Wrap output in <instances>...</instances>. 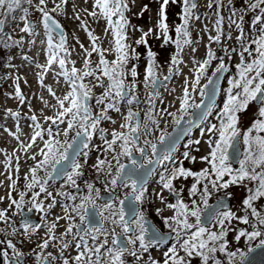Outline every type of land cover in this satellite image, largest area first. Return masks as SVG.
Segmentation results:
<instances>
[{"label": "snow or ice", "instance_id": "1", "mask_svg": "<svg viewBox=\"0 0 264 264\" xmlns=\"http://www.w3.org/2000/svg\"><path fill=\"white\" fill-rule=\"evenodd\" d=\"M67 2L68 0H60V3H56L52 0L54 6L49 8V0H38L35 4L33 0H0V50L23 44V36L14 39L12 34L5 31L9 19L15 21L18 18L22 22L19 31L30 37L39 35L35 29L37 25L42 26L45 37L42 43L46 45L47 57L45 63L35 65L40 69V83L44 85L45 75L58 64L59 71L56 75L63 79L68 89L60 97L51 87L47 88L56 103L49 105L48 101H44L45 107L54 109L53 115L42 114L45 124H41L36 115L28 117L32 122L30 127L33 134L30 142L22 143L20 147L28 152L35 145L42 158L37 161V155L31 156L37 162L30 168L29 174L25 175L24 190L18 192V198L12 196V192L16 191L17 181L11 176L7 177L11 191L6 197L0 196V202L5 199L9 201L6 208L0 209V223L5 225L0 227V264H28L29 259H32L17 246L16 238H19L21 244L24 240L30 241L41 224H34L30 217L20 221L13 219L17 214L23 217L21 210L29 193V211L35 209L44 213L40 219L46 226L42 242L36 243L32 249L34 264H127L128 256L140 260L142 253L161 245H168L163 252L162 264H193L194 260L196 264H225V258L226 264H248L250 254L257 253L258 249L260 252L251 257V264H264V0H245V11L253 13L251 33L244 30L245 15L238 14L235 8L230 10L229 28L234 25L238 30L236 40L241 51L240 62L236 65L237 76L228 80L229 87L222 107L217 104L216 94L220 79L218 74L226 70V63L208 47L206 58L202 62L194 61L197 67L191 89L192 92L198 90L201 99L198 103L195 102L185 86L177 112L156 107L155 101L160 93L155 88L158 82L162 84L157 73V54L151 48H146L147 62L142 81L138 79L136 65L131 63L139 60L140 54L127 43V32L132 27L126 15L129 0H94L93 10H84L96 20L104 19L105 34L111 36L108 48L98 44L99 37L89 30L86 20H80L78 14L74 17L80 21L79 27L87 33L91 45L89 50L80 44L86 56L83 69L75 67V61L70 62V68L66 67L70 52L66 46L63 25L54 14L63 15L62 5ZM157 3L159 7L154 27L144 31L135 44L147 46V38L150 36L162 40V46L174 43L176 52L171 56L170 63L175 66L182 63L179 56L184 46L193 43L189 27L190 21L200 19L196 14L198 3L197 0H157ZM170 3L178 4L181 8V23L172 26L175 40L169 35L167 10ZM228 4L231 5L232 0H228ZM214 5L217 9L214 13L217 35L209 36V41L219 44L223 34L221 26L224 17L219 11L223 7V0H209L207 7L211 9ZM147 10L148 6L143 5L139 14L142 15ZM33 12L38 13L35 23L31 19ZM228 39H231V35ZM30 42L35 43V40ZM192 51L195 52L196 49L193 48ZM93 53L98 56L94 67V62L90 59ZM106 53H112L114 58L107 59ZM24 59L29 58L25 56ZM217 59L218 66L211 76L206 77L209 66ZM168 72L169 75L163 77L164 81L174 74V68L169 67ZM205 77L207 83L201 86V79ZM141 84L147 92L145 103L149 105L143 109L138 95ZM97 87L102 89L99 95L93 91ZM15 96L21 104L25 102L19 84L16 86ZM92 101L95 102V110ZM253 103L256 105L253 120L242 129L240 114L250 111ZM122 106L126 108V113L121 112ZM189 109L199 111L195 113L194 119H188V127H180L185 117L192 116ZM110 110L120 113L123 122L119 124V130L111 131V138L108 139L100 125L102 121L109 120L116 123L109 115ZM8 115L18 120L21 114L9 110ZM167 116L172 117V124L179 129L175 135L166 130L167 125L164 129L160 127ZM213 116L217 123L210 122L209 118ZM61 125L64 127L61 128ZM193 127L199 128L201 135L211 134L207 141V155L199 157L207 166L199 171L186 167L184 161L193 164L197 162V157L190 154L191 145H199L201 140H188L184 144L186 150L179 158L176 155L177 145L191 135ZM157 131L160 132L156 137L157 142H152L148 137L155 135ZM73 132L74 135H70ZM97 133L106 145L104 151L111 153V159L98 158L93 167L98 176L101 173L105 176L106 187L110 185L112 189L119 187L126 190L123 198L110 197L115 202L101 207L96 204L100 190L94 188L92 183L86 185L88 195L80 196L79 203H75L77 196L70 191L61 190L53 195L49 191V181L59 177L64 178L65 185L79 192L77 178L82 175L83 167L80 158L84 157V163L87 162L88 151L85 150L89 149L93 136ZM38 139L42 141L43 147H39ZM135 153L140 154L142 162L135 157ZM10 159H6V167ZM124 159L128 163H124ZM16 171H19L18 166ZM41 171L43 176L38 175ZM153 177H158L161 186V192L156 193L161 202L164 203L163 190H167L176 200L175 203H167V207L174 210L171 216H163L161 209H156L164 227L168 229L167 232H161L152 225L141 210L147 199L149 179ZM189 178L193 180L187 189L191 199L185 202L181 196L184 189L177 188L174 182ZM232 186L245 189L240 209L243 215L238 216L223 199H218L214 205L209 203L214 193ZM225 195L229 193L226 192ZM57 197L62 199L58 201ZM45 200L49 201L46 205ZM57 205L61 206L63 215H56L53 220L48 221L47 216ZM13 208L15 211H11ZM97 208L100 209L99 212L93 211ZM105 211L109 213L107 216L104 215ZM60 220H65L67 224L65 230L57 236ZM233 220L248 226V229H241L234 235L236 242L246 239V251L239 247L235 250L229 247L230 240L227 237L232 230L228 225ZM105 221L114 225L111 231L104 227ZM117 228L120 229L119 233ZM253 241L258 243L253 245ZM53 247L58 249L56 253L49 250ZM70 248L75 249L74 256H66V250ZM151 264L161 262L151 260Z\"/></svg>", "mask_w": 264, "mask_h": 264}, {"label": "rangeland", "instance_id": "2", "mask_svg": "<svg viewBox=\"0 0 264 264\" xmlns=\"http://www.w3.org/2000/svg\"><path fill=\"white\" fill-rule=\"evenodd\" d=\"M232 1L234 4L228 6V0H223V7L219 10L220 15L224 17V21L221 26L223 30L221 42L217 44L210 43L209 41V36L217 35L214 27L216 20V16L214 13L217 10L216 6L214 5L213 8L210 9L207 7L209 0H197L198 8L196 10V14L200 16V19H193L192 21H190L189 27V30L191 32L190 38L192 39L193 43L190 46H184V49L179 56V59L182 61V63L173 66L170 63V58L172 55H175L176 52V46L174 43L170 42L168 45L162 46V40H157L155 39V37L150 36L147 38V46L135 44V41L141 37L144 31H147L149 28L154 27L157 19L156 13L159 7L157 0H129V11L126 12V15L128 16L132 27L129 28L127 32V43L135 48L136 52L140 54L139 60L131 62L137 67L138 79L142 81L143 75L145 73L147 62L146 48H151V50L157 54L156 62L159 65V67L157 68V73L160 78L169 75V67L174 68V74L171 75L170 83L162 91L161 97H158L155 101L157 109L166 108L168 112H177V109L179 108V101L183 96V88L185 86L188 87L189 92L191 93L192 98L195 100V102L198 103L200 101L201 97L199 95V91L197 90L196 92H192L191 89V84L195 79V69L197 67L194 61L202 62V60L206 58L208 47H211V50L216 54L218 58H223L225 63L229 67L226 81L222 86L221 99L217 103L220 107H222V101L226 99V89L229 87L228 80L237 76L238 70L236 68V65L240 62L239 52L241 51L240 44L236 40L238 30L234 25L229 28L228 17L231 14L230 10L232 8H235L238 14L243 13L245 15V22L243 24L245 32L251 33L253 31L250 27V21L253 17V13L245 11V0ZM37 2L38 0H33V4ZM55 2L60 3V0H55ZM93 3L94 0H68L66 4L62 5V7L64 8V14H54L63 25L66 36V46L69 48L70 52V55L68 56L69 63L66 64V67L70 68L72 66L70 62L75 61L74 66L78 69H83V60L86 58V56L84 53V49L80 48V44L82 43L85 49L90 50L91 41L87 38V33L81 27H79L80 21L74 18L77 14L80 16V20L87 21L89 30L93 31V34L99 37L98 44L103 48L109 47V40L111 39V36L105 34L106 23L104 19L101 18L99 20H96L90 17L87 12L84 11L85 9H88L89 11L93 10ZM143 5H147L148 10L140 15L139 13L141 12V8ZM25 6L27 7V5ZM53 6L54 4L52 3V0H49L48 7L51 8ZM31 11L32 10L30 9V12ZM167 11L169 17L168 23L170 25L169 35L172 37V40H175V32L172 26L181 23L179 19L181 8L178 4L170 3ZM18 16L19 13H17V17ZM37 16L38 13L34 12L31 15V19L34 23ZM19 27H22V22H20L18 18L15 21L9 19V21L5 25V31L12 34L14 39H18L23 36V44L17 47L0 50V196L6 197L7 193L11 191L10 181L7 179L8 176H11L12 179H15L17 181L16 191L12 192L13 198H18V192L24 190L23 186L26 182L24 180L25 175H28L30 168L33 167L35 163L42 158L38 155V147L33 146V148L29 149L28 152H24L20 147L22 143H29L30 137L33 134V129L32 127H30V124L32 122L28 119V117H30L31 115H36L39 118V122L41 124H45V121L42 119V114L44 116L53 115L54 109H52L51 107H45L44 101H48L49 105L56 103L55 98L48 92L47 88L51 87L56 95L60 97H62L68 90L67 85L63 82V79L56 75V73L59 71L58 64L54 65L52 70H50L48 74L45 75L44 85H41L40 83V80L38 78L40 69H37L35 65L45 63L47 57L46 45L42 43V41L45 40L42 26H36L35 30L37 33H39V35L35 37H30L25 33H21L19 31ZM229 35H231V39H228ZM31 40H35V43H31ZM193 48L196 49L195 52L192 51ZM233 49L235 51H233ZM61 55L63 56V53H61ZM105 55L109 60L114 58L112 53H106ZM25 56H27L29 59L25 60ZM90 59L94 62V67L95 62H98L97 54L93 53ZM217 60H214L209 66L206 77L211 76L212 72L218 66L219 61ZM206 77L201 79V86L207 83ZM185 81H187V84H185ZM17 84H19L21 93L25 97V102L23 104H21L18 98H16L15 96V89ZM93 91L96 95H99L102 89L97 87L94 88ZM138 95L141 99L140 107L142 109L147 108L149 106L147 103H145L147 99V92L142 84L138 87ZM160 101H162V103ZM92 105L95 110L96 106L94 101H92ZM9 110L20 112L21 115L19 119L17 120L10 117L8 115ZM255 111L256 105L255 103H253L250 105V111L240 114V126L242 129L251 124ZM121 112L126 113V108L122 106ZM109 115L112 117V120L116 121V123L113 124L112 121L109 120L102 121L100 125V128L105 130V137H107L108 139L111 138V131L114 129L119 130V124L123 122V118L120 113H116L110 110ZM164 115H166V113ZM141 116H143V112L141 113ZM25 120H27L26 125H21ZM209 120L211 123H217V120L214 116L210 117ZM169 122L172 123L171 116H167L166 122H163L161 126H165ZM60 127L63 128L64 125H61ZM201 127H204V125H202ZM159 134L160 132L157 131L155 135L149 136L148 139L152 140V142H157L156 137L159 136ZM17 135H21V137H18ZM70 135H74V132L70 133ZM210 135L211 134L208 133L201 135V131L199 130L195 134L189 136L187 140L182 143L176 154L178 158L181 156V153L186 150L184 148V144L187 143L188 140H201V143L199 145H191L190 154L197 157V162L193 164L190 161H184V165L186 167L191 168L195 171H199L201 168L207 166L199 160V157L207 155L209 151L207 141ZM45 138H48L46 133ZM241 146L243 149L242 144ZM39 147H43V143ZM105 147L106 145L103 144L100 134L97 133L93 136L89 149H87V162L84 163L83 158L80 160L83 165L81 169L82 174H87L89 180L93 183L94 188H97L99 190H102V183L105 182L106 178L102 173L98 176L93 165L97 163L98 158L105 160L111 159V153L105 152ZM197 149H199V151H197ZM32 155H37V161L31 159ZM17 157H19L18 160ZM8 158L11 159L6 167L5 161ZM114 163L115 162L113 161V164ZM84 164H87L86 169H84ZM17 166L19 167L18 172L16 171ZM38 175L43 176V171L39 172ZM192 182L193 181L191 178H189L188 180H178L174 182L177 188L178 186H180L184 189L183 193H181V196L184 198L185 202H188L191 199L188 196L187 189L189 187H187V184L190 183L189 186H191ZM77 185L81 186V184L78 183ZM97 185H99V187H97ZM83 186H85V184H82V187ZM71 189L72 188L65 185L64 183L49 185V191H52L53 195H55L57 191H70ZM158 192H161V186L157 178L155 182H153V185L148 188V193L146 194L147 199L145 201V209L150 206V208L155 210V213L157 208L161 209L162 212L163 210H171L170 216L173 215L174 210L169 209L167 207V203H175L176 200L173 198V196H171L170 193L166 194L163 190L162 195L164 197V203H162L156 195V193ZM226 192H229L233 199L231 209L235 211L238 216L243 215L244 213L240 209L241 199L246 194L245 189L240 186H232L229 189L214 193L211 199L219 194ZM73 195L77 196V200L75 201V203H79V197L88 195V189L87 192H85V194L83 195ZM30 198L31 194L29 193V195L25 198L26 203L24 207L31 208V204L27 203ZM41 199H43V194H41ZM61 199L62 198L57 197L58 201ZM168 199L169 201H167ZM48 202V200H45V205ZM8 203L9 201L7 199H5L3 202H0V209L6 208ZM64 203L73 202L64 201ZM33 210L36 215L40 217L44 216V213H41L35 209ZM11 211H15V209L13 208ZM108 214L109 213L107 211L104 212L105 216H107ZM56 215H63L60 205H57L51 211V214L47 216V220H53ZM157 216L159 218V215ZM19 218V214L13 217L15 221H18ZM77 222H79L78 218ZM66 224L67 222L65 220L59 221L60 227L57 229V236H59L65 230ZM0 226H3V224L0 223ZM16 226L19 227V224H17ZM228 227L232 230L229 232L227 237V239L230 240L229 247L232 248V250H235L236 247H239L241 250H245L247 247L246 239L242 238L240 242H236L234 239V235L238 234V231L241 229H248V226L240 223L238 220H233L231 224L228 225ZM45 231L46 229H38L37 232L33 234L30 241L24 240L23 248H25L27 254H33L32 249L35 248L36 243L42 242L41 237L45 236ZM68 239L71 238L68 237ZM16 242H18V238H16ZM256 243H258V241H253V244ZM49 250L53 251L54 253L58 251V249L55 247L50 248ZM165 250L166 248L161 246L159 248H150L147 253L141 254L140 260H136L134 257L128 256L127 264H151V260H157L162 263L163 252ZM37 251H39V249H37ZM75 254L76 253L74 248L66 250V256H74ZM220 255L223 256V254ZM28 264H34V258L29 259ZM193 264H196L195 260L193 261Z\"/></svg>", "mask_w": 264, "mask_h": 264}, {"label": "flooded vegetation", "instance_id": "3", "mask_svg": "<svg viewBox=\"0 0 264 264\" xmlns=\"http://www.w3.org/2000/svg\"><path fill=\"white\" fill-rule=\"evenodd\" d=\"M162 88H163V87H162ZM162 88H161V89H162ZM173 128H174V125H173L172 123L169 122V124H167L166 130H167L168 132H171V131L173 130ZM141 146H143V137H142V139H141ZM158 146H160V145L158 144ZM85 151H87V149H86ZM149 153H150V150H149ZM134 155H135V157H136L138 160H140V161L142 162V157H140V154H139V153H135ZM82 158L84 159V157H81L80 160H81ZM123 162H124V163H128L127 159H124ZM84 165H85V166H84V169H86V168H87V164H84ZM157 178H158V177H153V178H151V180H150V182H149V184H148V188H150V187L153 185V182H155V180H156ZM61 183H64V182H61ZM61 183H58V184H61ZM77 183H78V184H81V186H79V192H77V189H75V188H72L70 191H71L72 194H82V195H83V194H85V192H87V189H86L87 187H85V186H86L88 183H92V182L89 180L87 174L83 173L80 177L77 178ZM82 184H85V186L82 187ZM92 184H93V183H92ZM102 184H103V185H102V190H100V197L96 200V204H97V205H99V206L102 207L103 205H105V204H107V203L115 202V201H112V200H110V201H108V202H103V201L101 200V198H102V197H105L104 195H106V197H108V198H110V197L123 198L124 193H125V191H126L125 189H122V188H119V187H117L116 189H112L110 185L106 187L105 182L102 183ZM97 187H99V185H97ZM106 197H105V198H106ZM117 206H118V205H117ZM144 206H146L145 203L142 205V208H141L142 211H143V207H144ZM98 210L100 211L99 208H98ZM21 211H23V209H22ZM148 211L151 212V208H148ZM146 217H147V218H152V216H150V215H146ZM105 225L108 226L106 229H108L109 231H111V229L114 227V225H112V224H111L110 222H108V221H106V224H105ZM0 227H5V225H4V226H0ZM116 230H118V233L120 232V229H119V228H117ZM0 238H2V236H0Z\"/></svg>", "mask_w": 264, "mask_h": 264}, {"label": "water", "instance_id": "4", "mask_svg": "<svg viewBox=\"0 0 264 264\" xmlns=\"http://www.w3.org/2000/svg\"><path fill=\"white\" fill-rule=\"evenodd\" d=\"M226 71V70H225ZM225 71L223 72V73H221V74H218V75H220V79H219V85L221 84V82H222V80H223V78H224V75H225ZM213 79H215V77L213 78ZM169 80V79H168ZM218 85V86H219ZM158 87V83H157V85H156V88ZM217 95H218V91H217V94H216V98H217ZM205 100H206V97H205ZM199 110H197V109H195L194 111H193V117L195 118V113H197ZM189 125L188 124H185L184 122H182L181 123V126L180 127H188ZM179 129H177V128H175V130H173L171 133L173 134V135H175L176 134V131H178ZM186 138V137H185ZM179 145V144H178ZM178 145H177V147H178ZM240 148H241V145H240ZM231 151V150H230ZM241 151H242V149H241ZM65 163H67V162H65ZM69 170H70V168H69ZM63 177H59V178H55V179H58V180H60V179H62ZM51 181V180H50ZM220 199H223V201H224V203L225 204H227V205H229L230 207H231V205H232V202L230 201V199H229V197H227V196H221L220 197ZM127 203V202H126ZM216 203V201L214 202V203H212V205H214ZM93 211H96L97 212V209H93ZM125 211H127V209H125ZM97 219H99V216H97ZM126 219H127V216H126ZM202 219H203V217H202ZM32 222H34V221H32ZM260 252V250L258 249L257 250V253H252V254H250V261L248 262V264H251V257H254V256H256L258 253Z\"/></svg>", "mask_w": 264, "mask_h": 264}, {"label": "bare ground", "instance_id": "5", "mask_svg": "<svg viewBox=\"0 0 264 264\" xmlns=\"http://www.w3.org/2000/svg\"><path fill=\"white\" fill-rule=\"evenodd\" d=\"M217 61H219V59H218ZM213 70H214V69H213ZM228 70H229V67H228V65L226 64V71H225L224 78H223L221 84L218 86V95H217V98H216L217 103H218L219 100L221 99L222 86H223V84H224L225 81H226ZM211 71H212V70H211ZM194 110H195V109H191V110H189V112L192 113V116H191V117H185V118L181 121V123L184 122L185 124H188V123H187L188 119H190V118L194 119V117H193V111H194ZM165 122H166V121H164V123H165ZM162 123H163V122H162ZM162 123H161V124H162ZM168 124H169V123H168ZM166 125H167V124H166ZM166 125H165V126H161V125H160L161 129H164V128L166 127ZM174 129H175V126H174L173 130H174ZM173 130H172V131H173ZM199 130H200L199 128H195V127H193V128H192L191 135L195 134V133L198 132ZM172 131H171V132H172ZM171 132H170V133H171ZM183 142H184V141H182L181 143H183ZM252 244H253V242H252ZM253 245H255V244H253ZM245 250H246V249H245ZM245 250H242V251H245Z\"/></svg>", "mask_w": 264, "mask_h": 264}, {"label": "trees", "instance_id": "6", "mask_svg": "<svg viewBox=\"0 0 264 264\" xmlns=\"http://www.w3.org/2000/svg\"><path fill=\"white\" fill-rule=\"evenodd\" d=\"M234 3H233V1H232V4L231 5H233ZM228 6H230V5H228ZM246 251V250H245Z\"/></svg>", "mask_w": 264, "mask_h": 264}]
</instances>
